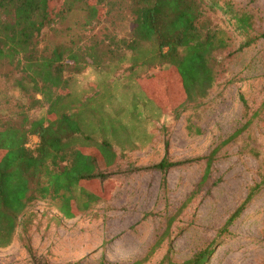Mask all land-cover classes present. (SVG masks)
<instances>
[{"label":"rangeland","instance_id":"rangeland-1","mask_svg":"<svg viewBox=\"0 0 264 264\" xmlns=\"http://www.w3.org/2000/svg\"><path fill=\"white\" fill-rule=\"evenodd\" d=\"M229 1L234 10L253 15L256 35L264 33V0ZM99 6L104 9L99 21L87 23L85 10L74 9L44 30L37 48L43 55L58 49L79 57L77 66L67 67V84L54 94L76 107L71 112L78 111L83 134L112 145L116 165L102 169L112 173L109 178L81 186L100 199L72 219L53 203H37L27 231L0 248V264H158L168 251L180 263L209 244L205 264H264V185L218 238L264 175V38L237 51L245 36L231 34L225 74L200 108L175 119L171 111L182 94L174 73L167 93L157 87L154 103L139 81L161 72L159 66L140 65L151 46L134 55L115 45L132 29L130 1L100 0ZM228 17L219 8L216 20L231 31ZM23 76L0 64V130L46 117L47 103ZM188 122L200 133H189ZM37 141L29 136L28 145ZM163 158L172 165L165 188L154 168ZM75 194L81 202L78 189Z\"/></svg>","mask_w":264,"mask_h":264},{"label":"trees","instance_id":"trees-1","mask_svg":"<svg viewBox=\"0 0 264 264\" xmlns=\"http://www.w3.org/2000/svg\"><path fill=\"white\" fill-rule=\"evenodd\" d=\"M129 1L132 29L127 39L115 45L134 55L144 45L151 46L147 59L140 65L159 66L161 72L139 81L147 98L154 103L159 84L162 90L159 87L158 92L167 93L170 72L174 73L177 90L182 94L181 101L171 111L175 119L190 109L200 108L225 74L223 56L232 43L231 34L245 36L237 51L264 38V33L255 34L253 15L234 10L229 0ZM54 2L0 0V64L22 72L23 78L48 106L46 117L33 121L25 118L20 127L0 130V248L8 247L19 231H27L34 219L31 209L37 203H53L65 219L88 211L100 198L81 186L109 178L112 173L105 170L116 165L112 145L105 140L93 142L89 134H83L78 111L71 112L76 107L66 105L63 95L54 94L67 84L64 76L67 67L71 62L77 66L79 57L71 52L65 56L58 49L43 55L37 48L44 30L64 20L74 9L85 10L87 23L99 21L104 9L99 6L100 0H59L60 5ZM219 8L229 16L227 23L229 27L233 25V30L230 31L225 22L216 20ZM232 83L234 80L229 81ZM239 101L247 110L243 96H239ZM194 127L188 122L186 130L199 134L200 130ZM29 136L37 137L34 146L28 145ZM215 153L207 157L208 168ZM170 166L163 158L154 167L162 173V188H165V172ZM263 185L264 175L250 186L246 198L219 230L218 238L228 231ZM77 189L83 199L81 202L75 194ZM156 247L157 244L152 250ZM210 247L211 244L180 263L172 262L168 251L158 264H205Z\"/></svg>","mask_w":264,"mask_h":264}]
</instances>
